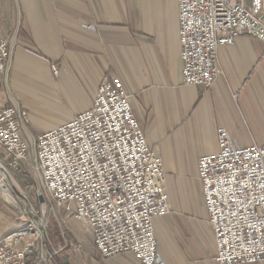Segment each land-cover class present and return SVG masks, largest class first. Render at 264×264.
Wrapping results in <instances>:
<instances>
[{"label": "crops", "instance_id": "1", "mask_svg": "<svg viewBox=\"0 0 264 264\" xmlns=\"http://www.w3.org/2000/svg\"><path fill=\"white\" fill-rule=\"evenodd\" d=\"M0 4L2 33L10 46L0 72V107L27 112L21 124L29 142L33 145L38 134L63 117L91 108L102 78L118 75L166 171L171 211L155 219L160 264H218L207 211L206 221L189 219L178 193L182 190L190 199L191 190L199 189V158L218 149V127L224 126L240 145L264 143V41L242 35L221 47L219 75L203 88L184 81L178 0ZM46 107L58 115L44 113ZM153 111L157 131L147 127ZM0 159H5L1 147ZM6 217L0 214V238L12 230ZM97 253L94 264H140L129 254L105 258Z\"/></svg>", "mask_w": 264, "mask_h": 264}, {"label": "built area", "instance_id": "2", "mask_svg": "<svg viewBox=\"0 0 264 264\" xmlns=\"http://www.w3.org/2000/svg\"><path fill=\"white\" fill-rule=\"evenodd\" d=\"M178 19L187 84L209 88L220 72L219 49L239 36L264 41V0H178ZM9 55L0 4V72ZM52 69L58 73L56 65ZM26 115L15 106L0 107V147L15 168L29 157L21 124ZM217 140L218 149L198 163L216 261H262L264 143L240 145L224 126L218 127ZM35 145L45 187L86 227L103 257L129 254L140 264L161 263L155 219L171 211L166 171L118 75L107 73L91 108L43 131ZM27 234L19 228L0 238V264H34V241H22Z\"/></svg>", "mask_w": 264, "mask_h": 264}, {"label": "rangeland", "instance_id": "3", "mask_svg": "<svg viewBox=\"0 0 264 264\" xmlns=\"http://www.w3.org/2000/svg\"><path fill=\"white\" fill-rule=\"evenodd\" d=\"M63 99L67 98L64 96ZM42 110L52 117L58 115L57 111L48 107ZM63 118L65 122L71 117ZM165 118L167 121L166 115ZM148 122L147 127L155 128L157 131L158 115L155 111ZM167 124L170 131L171 126L168 121ZM142 127L145 130V124H142ZM35 142L33 145L29 142V157L18 168L11 167L5 160L0 159V214L7 215L8 229H12L8 232L19 228L28 231L22 241L23 243L34 241V255L31 256L34 264H94L98 253L91 234L73 215L69 214L65 207L55 203V199L45 187L37 162ZM200 146H197V150ZM192 161L193 158H190L188 163L191 164ZM2 182L5 187L1 186ZM201 184L202 182H199L197 192L195 189L191 190L190 199L181 190L178 193V200L189 219L203 222L206 221L205 216L208 213L206 214L205 196ZM39 191L44 195L47 204L45 215L42 214ZM2 193L10 197L12 204L3 200Z\"/></svg>", "mask_w": 264, "mask_h": 264}, {"label": "water", "instance_id": "4", "mask_svg": "<svg viewBox=\"0 0 264 264\" xmlns=\"http://www.w3.org/2000/svg\"><path fill=\"white\" fill-rule=\"evenodd\" d=\"M1 196H2L3 200L12 204V200L10 199V197H8V195L6 193H2ZM39 200L41 202L42 214L45 215L47 212V204L45 203V198H44V195L42 194L41 191H39Z\"/></svg>", "mask_w": 264, "mask_h": 264}, {"label": "trees", "instance_id": "5", "mask_svg": "<svg viewBox=\"0 0 264 264\" xmlns=\"http://www.w3.org/2000/svg\"><path fill=\"white\" fill-rule=\"evenodd\" d=\"M34 255V252L32 253V256Z\"/></svg>", "mask_w": 264, "mask_h": 264}]
</instances>
